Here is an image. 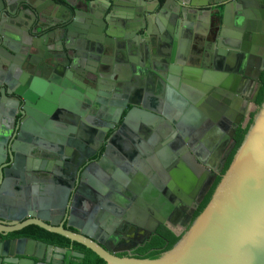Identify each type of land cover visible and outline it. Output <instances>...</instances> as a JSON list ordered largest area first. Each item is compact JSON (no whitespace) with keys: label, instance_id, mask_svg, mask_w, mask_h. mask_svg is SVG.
I'll return each mask as SVG.
<instances>
[{"label":"flooded vegetation","instance_id":"flooded-vegetation-1","mask_svg":"<svg viewBox=\"0 0 264 264\" xmlns=\"http://www.w3.org/2000/svg\"><path fill=\"white\" fill-rule=\"evenodd\" d=\"M55 1L69 2L78 11L68 44L62 40L64 20L50 7L43 9L49 19L46 40L33 34L35 26L29 29L31 37L17 38L6 25L0 28L18 51L0 61V183L8 185V213L15 215L7 221L11 231L4 239L35 240L46 243L51 252L62 248L84 255L72 257V264L86 257L75 250L76 242L68 239L69 246H56L38 239L40 235L31 230L37 227L56 234L35 224L43 222L81 234L79 227L86 225L113 255L151 260L164 254L172 234L190 230L225 169L239 130L259 111L264 30L252 41L250 33L248 64L243 75L232 74L230 68L238 72L240 64L225 63L232 62L230 54L235 50L218 46L220 31L224 41L235 40L232 1L226 25L206 16L191 25L190 35L186 28L190 21L175 20L178 26L168 21L176 5L160 14L165 0L161 4L152 0L150 5L138 0L133 16L135 22L140 17L139 28L144 19L139 12L157 6L149 29L164 38H156L153 46L138 36L130 44L122 38H92L95 27L88 7L92 0ZM34 2L52 6L47 0ZM96 12L101 22L105 11L99 4ZM52 45L58 52L51 50ZM133 45L136 49L129 52ZM63 46L77 48V54L70 50V59ZM154 68L165 76L164 82ZM206 71L211 75H204ZM142 76L146 84L136 80ZM7 81L13 89L21 87L27 99L7 95ZM135 110L146 114H133ZM23 125L26 129L21 132ZM47 201L52 202L51 222L41 215Z\"/></svg>","mask_w":264,"mask_h":264},{"label":"water","instance_id":"water-1","mask_svg":"<svg viewBox=\"0 0 264 264\" xmlns=\"http://www.w3.org/2000/svg\"><path fill=\"white\" fill-rule=\"evenodd\" d=\"M47 1L52 6L40 7L34 0H20V2L17 0H0V28L6 25V28L13 31L17 38L21 35L31 37L29 29L35 26L33 34L37 35V39L43 38L46 40L49 33H45V26L48 23L46 21L49 19L43 9L44 7H50L58 11L56 17L64 20L61 23V25H64L62 40H66V44H68L70 41V26L77 22L78 11H73L69 2H67L68 4H60L55 0ZM137 1L92 0L88 4L89 14L93 17L92 23L95 27L91 31L92 38L102 36L107 41L122 38L130 44V39L133 36H138L142 41L147 40L151 46H153L156 38L163 39L164 34L155 32L157 35L149 29L156 15L153 11L157 6L154 10L149 9L145 12H139L144 19L142 20V27H138V22L141 19L137 15V22H135L133 16V8L137 7ZM231 1L233 3L230 5L234 6L235 9V40L224 41V31H220L218 46L227 50L232 48L235 50L230 54L232 62L225 63V65L236 66L240 64L238 72L234 68H230V70L232 74L239 73L243 75L249 60V35L252 33V41V37L253 39L256 38L264 30V0H165L159 13L162 14L163 10L169 5H176V13L169 15L168 21L172 26H178L174 24L175 20L190 21L186 28H190L191 35L193 34L191 25L199 20H204L206 16L213 20L220 19L221 25H226L227 6ZM249 1L251 2L250 8ZM158 3L161 4V0H158ZM98 4L100 9L105 11L103 17L99 18L101 22L97 21ZM183 4H186V7ZM177 5H179V8H177ZM221 7H224V12ZM188 10L191 12L189 15L186 14ZM64 11L68 12V17H65ZM25 13H28L29 17H26ZM52 17L55 16L52 14ZM99 24H102V26H99ZM155 28L159 29L157 25ZM140 31H143L142 35L139 34ZM10 37L0 29L1 62L6 54L13 56L18 52L15 45L11 43ZM199 38L197 42L201 41ZM107 45L109 50L113 51L110 43ZM50 47L51 50L58 52V49L53 45ZM128 48L130 49L129 52L132 51L131 49H136L134 45ZM61 50L63 53L68 54L70 59H72V53L69 51L72 50L74 54H77L78 51L77 48L71 49L67 46H63ZM219 53L224 55L226 52L221 49ZM225 65L220 63L221 67ZM153 72L161 77L160 79L164 82L165 76L161 75L157 69ZM209 74L206 71L204 75ZM219 75L225 76L222 72ZM136 80L141 81V84L147 83L146 76L136 78ZM4 86L7 95H16L21 99H27L26 92H23L21 87L13 89V84L8 81L4 82ZM220 87L226 89L223 84ZM130 104L131 106L135 105ZM138 113L146 114V112L136 110L133 114ZM25 129L26 126L23 125L21 132ZM8 196V185L4 181L0 183V264H69L72 257H84L82 254L73 253L62 248H55L51 252L46 243L35 240L6 241L4 238L11 231L7 228V221L15 216L8 213ZM51 204V201L45 202V215L41 213L42 218H46V221H50L49 208ZM61 206L64 207V204ZM52 222V225L56 226L57 223ZM35 224L49 232L59 234L85 246L103 259L106 264H264V104L256 114L252 127L245 136L230 168L223 176L208 206L193 222L190 230L183 235L175 247L164 253L160 258L155 260L119 258L113 255V251L106 243L97 235H94L91 230H88L86 225L83 227L78 226L82 232L76 234L66 232L62 228L50 227L43 222H35ZM80 224L82 225V223ZM19 257L28 260L19 259Z\"/></svg>","mask_w":264,"mask_h":264},{"label":"trees","instance_id":"trees-1","mask_svg":"<svg viewBox=\"0 0 264 264\" xmlns=\"http://www.w3.org/2000/svg\"><path fill=\"white\" fill-rule=\"evenodd\" d=\"M262 83H263V87H262L261 93H260L259 98H258L257 103H256L259 109L264 104V73H263V76H262ZM257 113H258V111L252 113L251 119L249 120L248 125L245 128L239 130L238 137L236 139L235 148H234L231 156L228 159V162H227V164L225 166V169H224L222 175L214 183L212 189L208 193L205 201L202 203V205L200 206L199 210L196 212V214L194 216V221L200 216V214L205 210V208L210 203V201H211V199H212V197H213L218 185L220 184V182H221L223 176L225 175V173L230 168V166H231V164H232V162L234 160V157H235L238 149L241 147V145H242V143H243V141L245 139V136L247 135V133L249 132L250 128L252 127V125L254 123V118H255ZM38 230L43 232V233L42 234H38L37 233ZM31 232L33 234L40 235L39 238L37 237L38 239L44 240L47 243L54 244L56 246L67 247V246H69L71 244L70 241L68 239H66L65 237H62V236L57 235V234H50V233H48L46 231H43V230H41V229H39L37 227H35V229L31 230ZM182 237H183V235L176 236V235L172 234L170 236V243L168 244V246L164 249V251L162 253H166V252L172 250L175 247V245L181 240ZM74 248H75L76 251L84 253L86 257L84 259H75L72 264H106V262L103 259H101L98 255H96L94 252H92L91 250L87 249L83 245H81L79 243H76L74 245ZM161 256H162V254L159 253V254H156V255L152 256L150 259L151 260H155V259L160 258Z\"/></svg>","mask_w":264,"mask_h":264},{"label":"crops","instance_id":"crops-1","mask_svg":"<svg viewBox=\"0 0 264 264\" xmlns=\"http://www.w3.org/2000/svg\"><path fill=\"white\" fill-rule=\"evenodd\" d=\"M148 2H147V4H149L150 5V3L152 2V0H147ZM146 10L145 9H143L141 12H145ZM197 23V22H196ZM140 35H142L143 34V31H140V33H139Z\"/></svg>","mask_w":264,"mask_h":264}]
</instances>
